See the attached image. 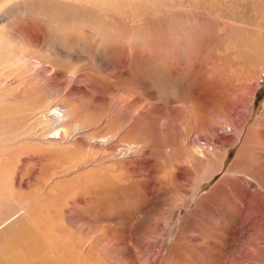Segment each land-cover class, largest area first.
Instances as JSON below:
<instances>
[{
	"label": "rangeland",
	"instance_id": "rangeland-1",
	"mask_svg": "<svg viewBox=\"0 0 264 264\" xmlns=\"http://www.w3.org/2000/svg\"><path fill=\"white\" fill-rule=\"evenodd\" d=\"M0 264H264V0H0Z\"/></svg>",
	"mask_w": 264,
	"mask_h": 264
},
{
	"label": "bare ground",
	"instance_id": "bare-ground-1",
	"mask_svg": "<svg viewBox=\"0 0 264 264\" xmlns=\"http://www.w3.org/2000/svg\"><path fill=\"white\" fill-rule=\"evenodd\" d=\"M61 109H57V110H55L54 112H53V114L52 115H55V114H57V118H56V120H59L60 119V117H61V114H60V112H62V110L60 111ZM61 119H62V117H61ZM57 123V122H56ZM58 124V123H57ZM55 126H56V124H55ZM239 126H241V125H238V129H239ZM58 133H60V131L58 132ZM59 135V134H58ZM49 136H51V135H49ZM194 197V196H193ZM191 198V199H187V200H185V199H183V198H181V200H184V201H182V203L183 202H185L186 204L188 203L189 205H191L192 204V201L194 200V198ZM178 201V200H177ZM181 202H180V204H182ZM202 202H199L198 204H201ZM177 204V203H176ZM198 204H196V206L198 205ZM202 205H203V203H202ZM181 206V205H180ZM179 206V207H180ZM179 209H181V207L179 208ZM176 210L177 209H175V210H172L171 209V213H170V217H171V219L173 220V218L175 219L176 217V214H177V212H176ZM176 212V213H175Z\"/></svg>",
	"mask_w": 264,
	"mask_h": 264
}]
</instances>
